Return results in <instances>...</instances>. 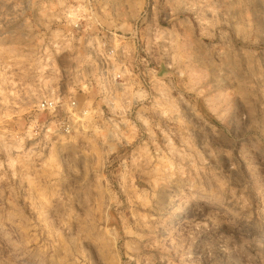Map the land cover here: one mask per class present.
I'll return each instance as SVG.
<instances>
[{"label": "clouds", "instance_id": "obj_1", "mask_svg": "<svg viewBox=\"0 0 264 264\" xmlns=\"http://www.w3.org/2000/svg\"><path fill=\"white\" fill-rule=\"evenodd\" d=\"M0 264H264V0H0Z\"/></svg>", "mask_w": 264, "mask_h": 264}]
</instances>
